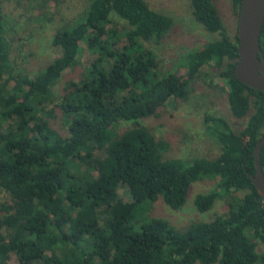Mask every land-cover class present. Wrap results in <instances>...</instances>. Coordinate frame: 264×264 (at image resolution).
Returning <instances> with one entry per match:
<instances>
[{"label":"trees","instance_id":"trees-1","mask_svg":"<svg viewBox=\"0 0 264 264\" xmlns=\"http://www.w3.org/2000/svg\"><path fill=\"white\" fill-rule=\"evenodd\" d=\"M43 8L48 0H37ZM193 15L218 39L183 57L179 70L158 73L146 44L160 45L175 27L172 16L145 0H89L82 16L56 30L60 56L34 76L11 59L8 22L0 0V264H264V199L252 176L264 138V92L241 83L237 34L232 37L217 0H190ZM243 0H232L239 19ZM126 21L119 33L112 16ZM126 40L128 46L120 47ZM87 45L94 59L78 79ZM264 52V30L261 37ZM210 68L227 93L229 112L246 120L242 134L220 116H206L219 154L168 159L167 141L145 121L170 101H188ZM64 121L66 132L53 121ZM121 125L127 126L118 132ZM264 170V147L261 152ZM219 177L218 189L196 199L200 212L226 200L229 211L211 222L178 230L161 218L141 219L160 197L182 209L192 185ZM127 186L130 202L118 193Z\"/></svg>","mask_w":264,"mask_h":264},{"label":"rangeland","instance_id":"rangeland-1","mask_svg":"<svg viewBox=\"0 0 264 264\" xmlns=\"http://www.w3.org/2000/svg\"><path fill=\"white\" fill-rule=\"evenodd\" d=\"M145 1L155 11L170 15L175 20L173 31L162 44L158 46L146 44L158 58L159 74L179 70L178 67L186 53L219 38L218 35L207 32L196 21L190 0ZM41 4L37 0H3V12L9 28L11 59L19 72L33 76L60 56V50L52 45L56 30L72 24L82 16L89 5V0H48L43 8ZM217 7L228 34L234 37L238 34L239 19L234 13L232 0H217ZM112 20L110 27H114L119 33L129 29L128 23L121 18L114 15ZM125 45L128 46L125 39L119 43L120 47ZM83 47L80 65L76 71L67 72L55 91H61L67 80L78 79L81 72L91 66L94 57L85 43ZM212 71L210 68L204 69L206 75L193 84L188 101L179 99L170 101L160 109L157 117L145 121V125L158 139L170 144V149L165 153L166 158L191 161L219 154V147L205 122L208 115L228 119L234 130L242 134L247 119L237 121L231 116L227 93L222 91L223 84L219 79L215 78L212 82ZM53 124L62 132H66L61 117L53 121ZM126 128L127 126L121 125L118 132H123ZM219 182L220 178L217 177L194 183L185 206L180 210L171 209L160 197L156 202H147L145 210L141 211L142 214L139 216L144 220L154 217L165 219L181 231L186 230L192 223L211 222L229 211L226 200L223 198L217 200L208 212H200L195 202L200 195L218 189ZM118 193L124 201H131L127 186L120 184ZM7 200V195L2 193L0 204ZM257 252L264 255V244L258 245ZM6 264H19V261L12 255Z\"/></svg>","mask_w":264,"mask_h":264},{"label":"water","instance_id":"water-1","mask_svg":"<svg viewBox=\"0 0 264 264\" xmlns=\"http://www.w3.org/2000/svg\"><path fill=\"white\" fill-rule=\"evenodd\" d=\"M263 30L264 0H243L237 34L239 61L235 73L241 83L260 92H264V52L261 47ZM263 147L264 138L258 142L254 153L257 169L252 181L264 199V170L260 162Z\"/></svg>","mask_w":264,"mask_h":264}]
</instances>
